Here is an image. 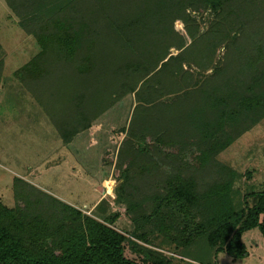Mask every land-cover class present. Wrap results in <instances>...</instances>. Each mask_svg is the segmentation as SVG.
<instances>
[{"label":"trees","instance_id":"1","mask_svg":"<svg viewBox=\"0 0 264 264\" xmlns=\"http://www.w3.org/2000/svg\"><path fill=\"white\" fill-rule=\"evenodd\" d=\"M7 4L41 48L17 76L36 85L64 143L134 94L130 123L118 133L114 198L133 228L119 230L121 214L105 215V200L91 215L17 177L24 200L11 208L0 199V264H219L221 252L246 258L245 233L258 228L264 237V189L242 195L235 186L245 172L219 155L264 120V0ZM99 23L108 39H99ZM56 67L73 74L54 79L59 102L44 87Z\"/></svg>","mask_w":264,"mask_h":264},{"label":"rangeland","instance_id":"2","mask_svg":"<svg viewBox=\"0 0 264 264\" xmlns=\"http://www.w3.org/2000/svg\"><path fill=\"white\" fill-rule=\"evenodd\" d=\"M195 15L199 16L197 12ZM103 19L107 24H113V18L105 16ZM18 22L19 18L8 6L7 0H0V63L3 62L0 69V199L11 208L24 200H19L15 190L14 182L19 177L91 215H98L97 209L105 200L109 205L105 203L101 210L105 211V215L119 212L121 215L115 226L129 233L132 223L125 214V208L115 204L114 198L121 173L118 149L122 138L118 137V133L130 123L135 107L134 94L122 97L89 130L77 134L71 143H64L51 117L32 91L36 85L27 87L17 76V71L41 51L37 38L24 31ZM103 24L99 23V31H96L100 34L99 39L105 40L111 34L103 28ZM176 28L183 31L184 23L178 21ZM125 29L123 27L119 32L124 34ZM106 33L109 36L105 37ZM99 45V59L102 61L107 44L101 42ZM172 52L178 53V50L172 49ZM55 69L58 67L44 82L46 97L53 93L56 77L58 81L63 75H73L71 69L62 73ZM76 76L75 85L80 86L81 92L83 83L79 75ZM86 78L87 84L93 85L89 77H83V81ZM53 95L54 101L58 100L60 95ZM219 159L240 173L245 172L235 186L242 191V195L248 188L263 190L264 120L224 150ZM204 176L207 177L206 174ZM23 186H20L21 189L25 188ZM23 195L28 197L29 192ZM243 241L249 251L246 258L235 260L226 252H221L218 255L219 264H264V237L260 230L247 231ZM166 249L168 254L174 253L172 247Z\"/></svg>","mask_w":264,"mask_h":264},{"label":"bare ground","instance_id":"3","mask_svg":"<svg viewBox=\"0 0 264 264\" xmlns=\"http://www.w3.org/2000/svg\"><path fill=\"white\" fill-rule=\"evenodd\" d=\"M108 183V181H106V184Z\"/></svg>","mask_w":264,"mask_h":264},{"label":"clouds","instance_id":"4","mask_svg":"<svg viewBox=\"0 0 264 264\" xmlns=\"http://www.w3.org/2000/svg\"><path fill=\"white\" fill-rule=\"evenodd\" d=\"M221 51H223V49H221Z\"/></svg>","mask_w":264,"mask_h":264}]
</instances>
